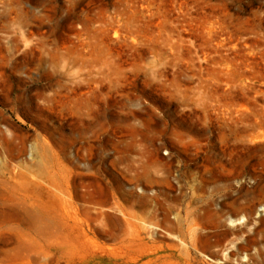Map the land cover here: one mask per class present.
<instances>
[{
  "label": "rangeland",
  "instance_id": "374dc122",
  "mask_svg": "<svg viewBox=\"0 0 264 264\" xmlns=\"http://www.w3.org/2000/svg\"><path fill=\"white\" fill-rule=\"evenodd\" d=\"M142 162L264 173V0H0V264H113L85 201ZM241 207L264 228V189ZM184 217L154 226L167 264H188ZM220 238L193 262L264 264L251 229L236 254Z\"/></svg>",
  "mask_w": 264,
  "mask_h": 264
},
{
  "label": "bare ground",
  "instance_id": "6f19581e",
  "mask_svg": "<svg viewBox=\"0 0 264 264\" xmlns=\"http://www.w3.org/2000/svg\"><path fill=\"white\" fill-rule=\"evenodd\" d=\"M257 138L250 137L252 141ZM115 168L123 176L119 188L110 185L111 180L106 177L108 181L104 186L108 187L110 196L85 201L90 204L87 207L93 209L90 212L92 220L118 239L119 247L110 250L113 264H167L171 254L164 253L163 245L154 240L158 233L154 226L170 234L173 230L170 212L184 203L186 217L180 220V225L187 228L184 252L189 258L188 264H195L193 254L215 234L221 235L217 245L224 239L234 246L233 254L241 249L235 241L242 239L248 228L255 235V244L263 245L264 228L251 225L241 207L242 201L264 189L263 172L238 165L188 163L151 167L142 162ZM115 170L111 175L117 177ZM126 181L131 187L126 188ZM77 198L72 176L69 215L74 229L81 226ZM167 200L171 203L166 204ZM227 206L236 207L235 213L223 209ZM133 246L136 247L133 255L122 256L121 251L116 252L119 248ZM261 246L257 248L259 254L264 253Z\"/></svg>",
  "mask_w": 264,
  "mask_h": 264
}]
</instances>
